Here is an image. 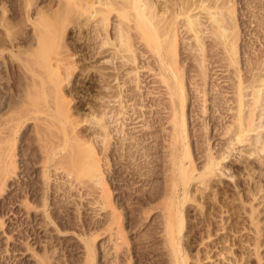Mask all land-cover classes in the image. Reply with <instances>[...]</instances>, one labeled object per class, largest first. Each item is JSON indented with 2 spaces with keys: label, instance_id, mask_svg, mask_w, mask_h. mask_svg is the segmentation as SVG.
<instances>
[{
  "label": "bare ground",
  "instance_id": "bare-ground-1",
  "mask_svg": "<svg viewBox=\"0 0 264 264\" xmlns=\"http://www.w3.org/2000/svg\"><path fill=\"white\" fill-rule=\"evenodd\" d=\"M252 1L250 2L251 4H253ZM254 1H255V6L258 5L261 6L262 8L264 7V0H254ZM53 3H55V5L57 6V7L55 6L56 11L58 13V15L56 13V19L58 18L57 19L58 21L56 20V22L58 23L63 22V25L65 26L68 24L67 23L68 19L74 18V20H76L75 17L76 16L78 17V15L81 16L84 15L85 18L88 19V21L90 19L91 20L96 19L95 22L97 21V26L94 27L93 29H90L91 31H95V35L98 38L100 37V41H99L100 43L97 49H95L97 55H94L95 52L92 53L95 57H98V54H100V56L107 55L106 53H110L112 51L113 54H116V56L112 54V57H119L120 59L117 58V60H120V62L121 60H123L122 58L125 59L127 58L126 62L128 63L131 62V64H133L131 66L129 64L128 66L124 65L123 63L125 62L124 59V61L122 62L123 65H120V67L126 66V67H122L124 69L128 68L126 71L124 70L120 71L121 69L118 66V70L120 69L119 73L118 70L116 71V69L115 71L117 73H114L113 72L114 69H112V71L109 70L108 73L104 72V76L105 74L109 75L110 76V77L108 76L109 79L112 78L113 81L116 79L117 80L120 79L118 75H120L123 78L124 75L129 76L131 74L134 75L135 77H131L130 75L129 78H131L132 81L129 78H128L129 80H127L128 82L129 81L132 82V86L130 87L131 91L130 92L128 91L129 93L127 92V90H125L126 88L123 90L122 89L118 90L116 92L110 90L111 92L109 94L107 93L108 95L105 94L104 89L102 90V92H104L103 94L105 95H102L101 94L102 92L100 91L101 92L99 93L100 95L98 94L99 98L100 96H102V98L103 96H106V98L108 97V99L105 100L106 98L105 99L103 98L104 100L103 103H100V101L102 100H99L97 98V101L99 100L98 102L100 103V105L97 104L98 102L97 103L95 102V104L97 105H94V103H90L92 104V106L90 105L89 110L93 112L94 116L89 115L93 117V118L91 117V119L89 120L90 117L88 118L87 117L88 115L86 114L87 116L86 115L85 116L87 118L83 119L85 116L83 115L84 117H82L81 115V113L83 114L82 110L85 109V106L89 107V104L88 103L87 105L79 104L80 106L77 107L78 110H76L77 108H75V106L71 107L70 105L72 100H68L69 98L66 93V89L62 87L63 85L62 82L65 80V79L63 80V77L65 75H68L69 73L68 70L73 71L74 68H76L78 65L77 64L78 62L77 63L75 62V58L77 57L75 56L76 52L68 51L66 53L60 54L62 51L64 52L65 50L66 51L68 50L67 47L68 44L65 42V40H62L63 42V43L61 42L62 44L60 43V39L61 38L64 39L62 36L66 32L60 36L61 38L58 37L59 39L57 38L53 41V43L56 46L58 45L61 47V49L63 47L66 49L63 48L64 50L62 49V51L60 52L61 49L57 46L60 49V50L56 49V51L59 50V52H57L59 56H57L56 54L57 60H55V63L52 61L51 63L49 62L47 63V66L49 65L51 66L50 68H52V66L54 64L56 65L57 63L56 66L54 65L55 66L54 71H57L56 73L59 72L58 73L59 75L57 77V80L59 81H56V79L54 80L57 82V83L54 82V86L55 87L57 86V89L53 88L56 89L55 91L54 90L53 91L55 92L54 95L56 94L57 97L52 96L56 98V100L54 99L55 103L54 101L53 103L52 101L49 102V104L52 103L50 104V107L55 106V104L56 106L53 107V110H51L52 107L50 109V107L47 106L49 108L48 112L47 110H45L47 112V117L45 119L43 117L42 120L44 122L43 126L45 127V129L43 128V126L41 129L40 125H38L41 131L35 130V132L37 131L41 136L40 137L38 133L37 134L35 133V136L38 135L35 138L39 137L35 141L41 145L39 146L41 153L37 155L35 154L36 157L35 156L33 157L34 154L33 155L31 154L32 157L29 158L28 160L26 159L28 163L27 166H25L26 167L25 169L27 170L30 168L32 170V167L35 166L37 163L43 164L42 173L40 172V179L35 178L36 179L35 180L33 179V177L32 179L27 178L29 179L28 181L29 183H27L26 181L27 185L25 184V187L23 188V191L25 192L24 196L26 197V200H23L22 204H24V207L27 209L26 213L28 217L29 218L32 217L33 213L35 214L36 217L37 215L42 213L44 216V221L49 219L52 223L56 225L57 223L56 219H60L61 222L64 220L63 227L65 228L72 227L75 222L74 219L75 215L71 216L69 213L66 212L62 216V214L60 215L56 209L59 204L62 207L65 206L66 208L67 207L66 204H68L69 201L67 202L66 199L65 200L58 199L56 193L60 189H62V187L65 189L67 187L65 192L68 195L66 194L65 195L67 199H70L74 194L73 192L74 188H77L78 190L79 189L82 190L83 188L87 187L90 190L83 189L81 195L79 194L80 198H83L85 194L89 196V195H94V192L95 193L100 192L98 201L96 202L94 201L93 203H96L98 205L101 204L102 209L105 208L111 209L109 214L110 216L109 218L107 217V219H105L106 221L100 220L98 222H95V224H97L95 225L97 226L96 230H100L101 227H103V230L106 232L107 231L112 232L114 229L115 230L117 229L116 236L119 235L118 236L119 239H117V241L115 242L114 245L115 250L116 249L121 250L125 245H127L126 246L127 249L133 250L134 245H132L133 243L131 242V240H129L127 231L129 228L131 229L130 224L132 222L133 223L135 222L134 223L136 224L134 225L135 227L137 225L140 226V224H143V222L145 223V221H142V219L138 218L137 216H136L137 218L133 217L134 214H132L131 217L126 218L127 221L126 223H124V218H122V216H125V214L120 212L121 211L120 206L121 205L124 206V204H121V202L124 201L125 203L128 202L129 200L133 201L135 200V197H138L139 203H141L142 200H144L141 205H143V207L146 209L142 207V212L144 211L143 212L145 213L144 215L145 216L147 215L145 218H147L149 217V214L147 213L150 211L152 212V209L154 211V208L156 206L157 207L155 209H157L158 205L161 202L163 204V201L165 200L167 202L166 205L164 206L166 208V212H164V214L166 213L165 214L166 232H164L166 234V239L164 240L165 244L162 251L159 248L160 259H153V260L151 259V261L149 262L148 260L150 258H148L147 255L143 252L140 253L141 257L148 258V260L146 258V260L148 261V262L146 261L147 264H202L203 263V262L201 263L202 258L199 257V254L196 257H192L191 251L188 248L189 245L187 246V242L185 241L186 239H184V235H183L184 226H185L184 211L186 212L187 210V209L185 210L184 207L187 206V205L185 206V203L187 201V198L189 197L190 185L192 181L196 179H200L204 183H207L209 179L211 181V178L209 177H211L212 175L213 176L218 175L219 171H222L220 173L222 174L223 171L226 170L223 169L224 166L228 167L227 163L228 162L230 163V159H232L231 157L233 153H235V150H237L239 148L238 146L240 145L251 147L245 150L240 155L244 157L241 163L244 165L243 167L246 169L251 166L249 164L253 162L254 156L256 158V155L258 156L264 153V48H262L263 46L260 47L261 49L259 48L260 49L258 50L259 52L255 51L258 53H256V57L254 59H250V57L248 56L250 59V60L247 59V61H249L247 66L249 74H246L247 71L246 73L244 72L245 64H243L241 53L243 47L246 48L245 52L246 53L248 52L247 47L249 46V44L245 43L246 45L243 44L242 46V42L244 41V37L246 34V33L244 34V29L246 27L244 26V29H242L243 22L242 23L240 22L241 20L239 18L240 14L236 13L235 0H53ZM40 12L41 10L39 11V13ZM115 13L119 18L117 20L119 21V24L118 26L116 25L117 29H115V31L117 33L115 34L116 36L114 38L113 36H111V32L109 31V26L111 24L110 22L111 16ZM73 15H75V17ZM71 19L69 21H73ZM65 21H67L66 22L67 24H65ZM59 25L60 24H58V26ZM48 26L49 24L47 21V25L46 24L43 25L42 23L41 26L38 25L37 28L35 29L37 30L36 41L38 43V47H41L40 49L43 48L46 38L47 39L49 38L47 36H49L48 34H50L49 31H51L50 30L51 28ZM61 26L62 25H60L59 27ZM134 31L138 39L135 41L134 38L136 37H134L135 36ZM139 38L141 39L140 41L143 40L142 42H144L145 46L147 47L146 50L150 51V53L151 52L153 53L152 55L154 57L153 59L155 60V62L153 63L151 62V63L152 64L155 63V64L154 67L151 68L152 67L151 66L150 67L151 69L149 70H154L156 75L159 77V80L157 78L158 82L163 83L164 86L166 87L165 93L168 95L169 101L165 102L164 101L165 99L163 100L161 98L159 101L155 100V104H157L158 106H161V104H163L164 109L170 110V120L168 119L171 124V128H170L171 130L169 134L170 139L167 138L166 136L165 137L163 136V139L170 140V144L168 145V153L169 156L171 157L172 165L169 164L170 165V166L168 165L169 170L167 168L166 169L169 172L171 167V172L173 173L174 171L175 173L177 171L179 177L178 178L177 176L174 177L175 175L174 176L172 175L174 178L172 176L167 177V174L164 172L166 174L165 177L169 179L170 177L172 178V180L170 179L171 182L167 179L172 184L168 182L169 185H167L165 183L166 184L165 188L167 187L165 190L163 187L160 188L157 192H154L155 194L153 193V195H148L145 198H141L139 196L133 197V191L136 190L137 192V189L133 190L134 189L133 188L131 189L132 190L131 193L130 191L124 192L125 196L123 195L122 198L116 201L114 191L115 189L121 187L122 185V183H120L121 181L127 180L126 179L127 176L124 175L125 172H127L130 178L133 180L132 184L136 183L139 180V178L142 179L144 177L143 178L144 180H150L153 175L154 177H157L155 175L159 174V168H158L159 164L157 160L153 158L151 151L154 148L156 149L157 146H159L157 142L155 143L157 144L155 145V147L153 144H151L152 142L157 140L159 135L155 134L156 121L153 119L154 116L151 119L148 118L150 117V115L147 116V113L153 110L147 111V109L146 110L141 109V106L143 108H146L147 105L149 107H153V105L144 103L146 99L144 98L142 99L143 94L139 91L140 90L139 84L140 82H142V80H140L141 78L140 77L141 71L139 66L140 64L138 65L137 63L140 57L139 58L137 57L138 48L136 47H141V46H142L141 48L145 47L144 45L136 46V43L139 41ZM48 43L50 44L51 41ZM36 46L37 44L35 45V47ZM33 48L32 50L29 49L31 53L34 52ZM141 50H145V49H141ZM147 51L146 53H148ZM36 52L32 54L34 58ZM46 56L47 55H44V58L47 59ZM100 56L99 59L97 58V60L101 61L103 56L102 57ZM101 63L103 64V62ZM129 68L131 69L129 70ZM62 69L66 70V72L64 71L65 75L64 76L61 75L62 79H59L60 74H63ZM102 69L104 70V68ZM214 70H215V74H217V72H222L224 74L226 73L224 77H225V81L228 82L226 86L227 90L225 89L223 90L224 86L222 85L223 86L222 87L220 85V82L217 83V80L221 77L219 74V78L217 76L214 78L215 74L211 72ZM72 71L70 73H72ZM121 72L124 73L123 76L121 75L122 74ZM40 76L39 77L42 79V75ZM104 76L103 78L105 79L102 88L106 83L105 81H107L106 80L107 77ZM189 83L190 85L193 84V86L191 87L193 91L192 94H190L189 91V87H190ZM106 84H109V81ZM210 84H213L212 87ZM38 85L40 84L38 83ZM106 86L108 87V85ZM109 88L111 89L110 86L106 89ZM225 91H229L230 93H232V95L230 94L231 96H229L230 98H226V94L228 93L225 94ZM37 94L35 96H37ZM190 98L191 99L194 98V102H192L193 103L192 106H195L194 110H196L198 106L200 107L198 114L199 112H201L200 114L201 116H203V123L205 124L204 126L206 130V134L209 132L208 130L210 129L211 122L218 123L219 118L224 119L229 114H231L232 116V122H231L232 124L230 125L227 124L229 126L225 125L224 131L220 132L221 134L227 136L226 144L225 146H223L224 148H222L223 151L222 152L220 151L221 153L219 154H215L212 151L214 147L212 149L209 148L210 150H208V155L207 156L205 155L206 163H204V166L200 170L196 163V158L192 148L193 143L191 141V132H190L191 117L188 113V109H189L188 105H190L189 101H191ZM230 101H232L234 105L231 104L229 105ZM211 104H213L212 107L214 109L213 111H209L211 108ZM139 105L140 107H137ZM45 111H43V113ZM46 112L44 114H46ZM22 113L24 116V111ZM20 115L22 114L20 113ZM140 117L142 118L145 117V119L143 118L144 128L142 130V133L139 135L137 134V131H135V127L133 126L131 127L130 125L134 124L135 120ZM14 119L15 118H13V120ZM86 119H88L89 121L87 122ZM5 121L3 122L4 124L6 123ZM8 121L9 120H7V122ZM42 121H40L41 124H43ZM220 122H222L221 119L219 123ZM90 123L91 124L94 123L95 125L92 126L94 127L96 126V128L95 129L91 128ZM82 124L84 126L85 124H87L88 125L87 128L83 129ZM5 125H8V123ZM12 126H11L12 129L14 128L15 131H18L19 128L18 126L16 127V129L15 127ZM38 126H36L37 129ZM7 128H5L7 130L5 132H7L8 135L10 131L11 134L12 129L9 130ZM57 129L60 131H58ZM2 130L3 129H1V131ZM55 130L58 131L57 133L60 132L59 133L60 135L57 134L56 132L55 133L57 135H54L58 137V140H55L56 137L53 138L51 136V134L52 135L54 134ZM88 130L90 131L88 132ZM10 134L8 136H10ZM95 135L97 136L94 137ZM206 136L207 135H205V138ZM4 138L5 139H2L1 137V139L6 144L5 146L4 143L0 140V143L3 144V145L0 144V165L2 164L0 167V196L3 193H5L6 187L8 186L7 182L9 178L11 177L16 178L13 175L17 173L16 170L19 167L18 166L19 160H17V153H16V149L18 148L17 147L18 138L15 137V133L14 135L8 138L7 136H5ZM161 138L162 137H160V139ZM37 140L40 142H38ZM157 141L160 142L161 140L160 141L157 140ZM24 154H26V152ZM28 154L26 155L30 157V154L29 155ZM142 157L145 158V161L144 163L142 162L139 163L138 160L141 159ZM26 162H24V164ZM255 163L258 164L257 162ZM105 166L107 167L106 169ZM62 170L66 173V177L68 175V179L66 180V182L59 181L62 180V175H61V173L63 172ZM25 171L26 170H24V172ZM171 172L170 174L169 173L168 174L171 175L172 174ZM58 174L60 175L59 177L56 176ZM26 175H28V177H31L30 173ZM64 178L65 176H63V179ZM167 180L165 182H167ZM161 198L163 199V201L161 200ZM158 199H160L161 201L160 200L156 201ZM157 202L158 204H156L155 206V203ZM162 204H160L159 207ZM34 219L36 218H33L32 221H34ZM48 222L49 221H47L45 225H47ZM260 227L258 228L257 225V229H258L257 231H259L258 234L262 231ZM148 233H150V231ZM93 235L95 236H92L91 239L87 240L85 244L86 261L83 262L85 264H95L96 262L97 257H96L95 239L99 235H101V233L96 232ZM149 235L150 234H148V239L146 238L147 240L141 238L144 239L142 241L145 240L148 241L150 238H152L151 236L149 238ZM152 239L153 240L157 239V236ZM140 241L141 240H139V242ZM256 245L258 246L256 247V249L258 250L260 247L259 239L257 240ZM118 253L115 255H118ZM132 253L131 255H133ZM230 253L234 254L232 250L230 251ZM161 255H165L166 257H161ZM222 255L225 256L224 253H222ZM121 256H122V252L115 258L116 259L115 264H122L124 260H126V259H122ZM256 256L258 258V263L261 264L262 257L260 256V253L256 252ZM224 258L225 257H223V259ZM133 259L134 258H132V260ZM132 260H130L131 264H136ZM235 263L243 264L238 260Z\"/></svg>",
  "mask_w": 264,
  "mask_h": 264
},
{
  "label": "rangeland",
  "instance_id": "rangeland-1",
  "mask_svg": "<svg viewBox=\"0 0 264 264\" xmlns=\"http://www.w3.org/2000/svg\"><path fill=\"white\" fill-rule=\"evenodd\" d=\"M251 1L252 0L249 1L235 0L236 13L240 14V15L238 14L240 16L239 18L241 19L240 22L241 23L243 22L242 29H244V26L246 27L245 29H247V30L244 29V34L245 33L246 34L244 37V41L242 42V46L243 44L244 45L249 44V46L247 47L248 52L246 53L245 52L246 48L243 47L241 53L243 64H245L244 72L246 73L247 71L246 74H249L247 68L249 61H247V59H249V57L250 59H254L256 57V53L259 52L258 50L261 49L260 47L263 46L262 48H264V45H262L264 44V7L262 8L261 6L258 5L255 6V1L254 0L252 1L253 4L250 3ZM55 6L56 5L55 3H53V0H31V1L1 0L0 1V131L1 129H3L0 132V136L2 135L1 136L2 139H5L4 138L5 136H7L8 138L14 135L15 133V137L18 138L17 139L18 148L16 149V153H17V160H19L18 161L19 167L16 170L17 173L13 175L16 178L14 177L9 178L7 182L8 186L6 187V191L0 196V264H85L83 262L86 261V249H85L86 241L91 239L92 236H95L93 234L96 232L101 233V235H99L95 239L96 257H97L95 264H115L116 261L115 258L121 252H122L121 258L126 259L122 264H131L130 260H132V258H134L132 261L135 262L136 264H147V262L148 261L150 262L151 259L152 260L160 259L159 256L160 250L162 251V249L164 248V244H165L164 240L166 239V234L164 233L166 232L165 230L166 213L164 214V212H166V208L164 206L166 205L167 202L164 200L165 201L164 203L162 198L161 200L163 201V204L162 202L161 203L159 202L162 205L159 207L160 205L159 204L158 208L155 209L157 207L156 204H158V202L155 203L156 207L154 208V211L152 209V212L150 211L151 213L148 212L147 214H149V217L147 218H145L147 215L146 216L144 215L145 214L143 213L144 211L142 212L143 205L141 204L143 203L144 200H142V202L139 203L138 197H135V200L133 201L129 200L128 202H125L126 204L124 203V201H122L121 204H124V206L121 205L122 207L119 205L121 210L119 211L125 214V216H122V218H124V223H126L127 221L126 218L131 217L132 214H134L133 217L135 218L138 217L142 219V221H145V223L143 222L144 226L143 224H140V226L137 225L138 228L137 226L134 227V225L136 224H134L135 222L134 223L132 222L130 224L131 229L129 228L127 231V234L129 236L128 238L133 243L132 245H134L133 250L127 249L126 248L127 245L123 246L122 248L123 250L122 249L115 250V246H114L115 242L117 241V239H119L118 237L119 235L116 236L117 229L116 230L114 229L112 232L104 231L103 227H101L100 230H96L97 226L95 225L97 224H95V222H98L100 220L106 221L105 219H107V217L109 218L110 216L109 214L111 211L110 208L102 209L101 204L98 205L96 203H93L94 201L95 202L98 201L100 192L98 193L94 192V195H89V196L85 194L83 198H80L83 189L85 190L87 189L90 190V189L87 187L83 188L82 190L81 189L78 190L77 188H74L73 191L74 194L72 198L67 199L66 195L68 194H66L65 192V190L67 189L66 187L67 185H66L64 186L66 187V189L62 187V189H60L57 192L58 194L56 193L58 199L61 200L66 199L67 202L69 201V203L66 204L67 205L66 208L65 206L62 207L59 204L56 208L57 212L60 215L62 214V216L66 212L69 213L71 216L75 215L74 225L72 227H66V228L63 227L64 226L63 219L62 222L60 219H56L57 223L55 225L49 219L44 221V216L42 213L37 215V217L33 213L30 219L26 213L27 209L24 207V204H22V201L26 200V197L24 196L25 192L23 191L25 184L27 185V183H29L28 182L29 179H32V177L33 179L35 178L40 179V172L42 173L43 170L42 163H37L35 166L32 167V170L31 168L28 170L25 169L26 168L25 166H27L28 163L27 160L31 158L33 154L34 157L35 154L37 155L41 153L39 149V146L41 145L35 141L36 139L39 138V137L35 138L39 135V133L37 131L35 132V130L41 131L42 126L44 125V122L42 121L43 117L44 119L47 117V112L49 110L47 106L50 107V104H52L53 101L55 103L56 98L52 96L57 97L56 94L54 95L55 93L54 91L57 89V86L56 87L54 86V82L59 81L57 80L59 72L56 73L57 71H54L55 70L54 68L57 65V63L56 65L54 63L55 60H57V56H59L57 52H59L61 47L57 45L60 48L59 49L53 43V41L66 32L62 36L64 39L60 37L61 38L60 43L62 42V40H65V42L68 44L67 46L68 50L67 51L65 50L63 52L62 49L64 47L62 46L63 48L60 50V52L62 51L60 54L66 53L68 51L76 52L75 56L77 57L75 58V62L76 63L78 62L77 67L74 68L73 71L67 69L69 71V73L67 72L68 75H65L66 70L62 69L63 74H60V76L65 75L64 76L65 78L63 77V80L64 79L65 80L62 82L63 85L62 84L61 85L63 88L66 89V93L69 98L68 100H72L70 105L71 107L75 106V108H77L81 104H85V105H87V103L89 104V107L85 106V109H83L84 111L82 110L83 112V114L81 113L82 117H84L87 114L88 116L87 115L86 116L88 118L90 117L89 118L90 120L92 116L89 115L94 116L93 112L89 110L90 105L92 106V104L90 103H94V105L97 104L100 105V103H103L104 101L103 98L105 99L106 96H103V98L102 96H100V98L98 96V94L101 93L103 89L105 94L107 93L109 94L112 90L113 92H116L118 90L121 89L123 90L125 88L127 92L128 91L130 92L131 91L130 87L132 86V82H131L132 80L131 78H129L131 74L129 76L126 75L123 76L124 73L121 72L123 78L120 75H118L120 79L118 80L116 79L117 81L114 80L115 83L112 78L109 79L110 77L109 75L105 74V76L107 77L106 78L107 81L105 82L108 83L109 81V84L105 83L104 87L102 88L105 79L103 78L104 72L108 73L109 70L112 71V69H114L113 72L117 73L116 71L118 70V66L121 69V70L119 69L120 71L123 70L126 71L128 68L124 69L122 67H126L128 66V64L131 66L133 64H131V62L129 63L126 62L127 58L126 59L122 58L123 60H121L120 62V60H117V58L119 57H112L113 54L112 51L111 52L109 51L110 53H106L107 55H102L103 57L104 56L107 57L103 58L102 56H100V54H98V57H95L94 55H97L95 49H97L100 43L99 42L100 37L98 38L95 35V31H91L90 29H93L94 27L97 26V21L95 22L96 19H92V20L90 19L88 21V19L85 18L84 15H82L84 16L82 17L81 15L76 14L78 15V17L77 16L75 17V15H73L76 18V20H74V18L72 19L70 18L73 21H69L70 19H68V22L65 21V24L68 23L66 27L65 25H63V22H61L62 24L60 22L59 23L56 22L58 18L56 19L57 6L56 7ZM40 10L41 12L39 13ZM118 19L119 18L116 15V13L111 16V21H110L111 24L109 26V31L111 32V36H113L114 38L116 36L115 34L117 33L115 29H117V26L119 24V21H117ZM47 21L49 24L48 27L51 28L50 30L52 32L49 31L50 34H48L49 36H47L49 38L48 39L46 38L43 48L40 49L41 47H38V43L36 41L37 30L35 29L37 28L38 25L41 26L42 23L43 25L44 24L47 25ZM58 24L62 26L59 27L60 25L58 26ZM64 26L66 27V29ZM135 34L136 33L134 31V35ZM134 37H136L134 38V41L138 40L136 35ZM140 40L141 39L139 38V41L138 42L136 41L137 43L134 42L136 43V46L138 45L145 46L144 42H142L143 40L142 41ZM50 41L51 43L49 44L48 42ZM35 43L37 44L36 47H35L36 45ZM31 47L32 48L35 47L33 48L34 52L38 51L36 52L37 56L36 54L34 55L35 58L36 57L38 58L35 59L33 57L32 54H34V52L32 51L33 53H31V51L29 50V49L32 50ZM141 47H136L138 48L137 53L139 55V56L137 55V57L138 58L140 57V59H138L137 61L138 65L140 64L139 65L141 71L140 80H142L143 82V83L140 82L139 84L140 90L139 89L138 90L143 94L142 99L143 98L146 99L144 103L153 105V107H149L147 105L146 108H143L141 106V109H145V110L147 109V111L153 110L150 111L152 113L148 112L147 116L150 115V117H148L149 119L153 118L154 116L153 119L156 121L155 134L159 135L157 140L159 141L161 140L160 142L155 140L154 142L151 143L154 145V147L155 145H157L155 144L156 142L159 144V146H157L158 148L156 147V149L154 148L153 150H151L153 158H155L159 164L158 166L159 174L155 175L157 177H154L153 175L150 180H144L143 179L144 177L142 179L139 178V180L136 182L137 184L136 183L132 184L133 180L130 178L128 173L125 172L124 175L127 176L126 177L127 180L121 181L120 182L122 183L121 187L115 189L114 191L116 201L122 198L123 195L125 196L124 192L130 191L131 193L132 191L131 189L133 188H134L133 190L137 189V192L136 190L133 191V197L139 196L141 198H145L148 195H153V193L157 192L160 188L164 187V190L167 188V187L165 188V185L166 184L169 185V183L171 182L170 179L172 180L171 177L170 179L167 177L172 175L173 176L175 175L174 177L177 176V178L179 177L177 171L175 172L176 174L174 173V171H173L174 174L171 172V167H170V171L168 172L169 166L172 165L171 157L169 156L168 153V145L170 144L169 134L171 130L170 129L171 124L169 121L170 110L164 109L163 104H161V106L155 104V100L159 101L161 98L163 100L165 99L164 100L165 102L169 101L168 95L165 93L166 87L164 86L163 83L158 82L159 77L156 75L155 71L149 70L153 68L155 64V63L152 64L153 62H155V60L153 59L154 57L152 55L153 53L147 51L146 46H145L146 48L145 47L141 48ZM56 49L59 50L56 51ZM141 49H145L148 53H146L145 50H141ZM92 53H94V55ZM44 55H47L46 56L47 59L44 58ZM113 55L116 56V54ZM99 56L102 57V59L100 58L101 61L97 60V58L99 59ZM124 59L125 62H123ZM51 61L54 62L53 64L55 65L54 66L52 64L53 65L52 68H50L51 67L50 65L47 66V63L48 62L51 63ZM101 62H103V64ZM122 62L126 66L120 67V65H123ZM102 68H104V70ZM130 69L131 68H129V70ZM119 70L118 73L120 72ZM71 71L72 73H70ZM211 72L215 74V70ZM219 74L221 78H219ZM225 74L222 72H217V74H215L214 76V78L216 76L219 78L217 80V83L220 82V85L224 86V87L222 86L223 90L224 89L227 90L226 86L228 83L227 81H225V77H224ZM40 75H42V79L40 78L41 77ZM60 76L59 79H62V76L61 77ZM131 77H135V76L131 75ZM128 78L131 81L128 82L127 81L129 80ZM55 79L56 81H54ZM38 83L40 85H38ZM106 85H108V87L110 86L111 89L110 88L106 89L108 88ZM210 85L212 87L213 84ZM189 86H190L189 87L190 94H192L193 91L191 87L193 86V84L190 85L189 83ZM38 91L41 93H39ZM104 92H102L101 94L105 95L103 94ZM35 93L36 94L39 93L37 94L38 97L35 96L36 95ZM225 94H226V98H230L229 96L232 95V93H230L229 91H225ZM97 98L102 101H100L99 103L98 102L99 100L97 101ZM107 99L108 97L105 100ZM190 100H191L189 101L190 105H188L189 108L188 113L191 117L190 118L191 141L193 143L192 148L196 158V163L200 170L204 166V163H206L205 161H206V156L208 155V150H210L209 148L212 149L214 147L212 151L215 154H219L223 151L222 148H224L223 146H225L226 144L227 136L221 134L220 132L224 131L225 125L229 126L230 124H232L231 123L232 116L231 114H229L224 119L219 118L218 120L220 121L221 119L222 121L220 123L219 121L218 123L211 122L210 129L208 130L209 132L206 134V130L204 126L205 124L203 123V116H201L200 114L201 112H199L198 114L200 107L198 106V108L194 110L195 106H192L193 105L192 102H194V98L192 99L190 98ZM38 101L40 104L38 103ZM51 101L52 103L49 104V102ZM95 102L98 103L95 104ZM230 104L234 105L232 101H230L229 105ZM28 106L31 108H29ZM55 106H51L52 109L51 107L50 109L53 110V107ZM137 107H140V105ZM212 107L213 104H211V108L209 111L214 110ZM22 110L24 111V116ZM45 110H47V112ZM76 110H78V108ZM43 111H45L46 114H44L45 112L43 113ZM19 112L22 115H20ZM86 116L83 119L87 118ZM13 118L15 119L13 120ZM143 118L145 119V117ZM143 118L140 117L136 119L135 123L130 125L131 127L132 126L135 127V131H137V134L139 135L142 133V130L144 128ZM7 120L9 121L7 122ZM86 120L87 122L89 121L88 119ZM4 121L6 122L5 124L8 123V125H5L3 123ZM40 121H42L43 124H41ZM91 123H90L91 128L95 129L96 126L95 127L92 126L95 124L94 123L91 124ZM38 125H40L41 129H39L40 127ZM88 125L87 124H85V126L83 125V129L87 128ZM11 126L15 127V129L18 126L19 127L18 131H15L14 128L12 129ZM36 126H38V129L36 128ZM5 128L9 130L12 129L13 130V131L11 130L12 135L10 134L9 131L8 135L10 134V136H8L7 132H5L7 131ZM43 128L45 129L44 126ZM58 131L55 130L54 134L53 135L51 134V136L55 138L56 136L54 135L60 133V132L57 133ZM89 131L90 130H88V132ZM35 133L36 134L38 133V135L35 136ZM97 135H95L94 137H96ZM205 135H207L206 138ZM163 136L164 137L166 136L169 139L165 140L163 139ZM1 137L0 140L4 143L5 146L6 144L1 139ZM160 137L162 138L160 139ZM55 140H58V137H56ZM238 147L239 148L235 150V153H233L231 157L232 159H230V163L229 162L227 163L228 167L224 166L223 169L226 170L223 171L222 174H220L222 171H219L218 175H214V176L212 175L211 177L208 176L209 178H211V181L209 179L207 183H204L200 179H196L192 181L190 185L189 197L187 198V201L185 203V206L186 205L187 206L184 207L185 210L186 209L187 210L186 212L184 211L185 226H184L183 235H184V239H186L185 241L187 242V246L189 245L188 248L191 251L192 257H196L199 254V257L202 258L201 259V263L203 262L202 264H237L235 263L237 260L239 262H242L243 264H259L258 258L256 256V252L260 253V256L262 257L261 264H264V153L258 156L256 155V158L254 156L253 162L249 164L251 166L248 167L249 169L248 168L246 169L243 167L244 165L241 163L244 157L240 155L245 150L251 147L249 146L246 147L243 145L242 146L240 145ZM25 152L26 154L29 153L30 157L24 154ZM23 161L24 162L27 161V162L24 164ZM144 161H145L144 157L138 160L139 163L141 162L144 163ZM254 161L257 162L258 164H256ZM106 168L107 167L105 166V169ZM24 170H26L27 172L26 171L24 172ZM164 172L167 174V177H165L166 174ZM167 172L169 174L171 172L172 174L169 175ZM29 173L31 177H28V175H26ZM62 173H61L62 180L59 181L66 182V180L68 179V175L66 177V173L64 171ZM56 176L59 177L60 175L58 174ZM63 176H65L66 178V179L64 178L65 181L63 179ZM165 179L166 180L168 179L170 182L168 180L167 182H165L166 181ZM159 200L160 199L156 201ZM33 218H36L37 221L36 219L32 221ZM47 221L49 222L47 223V225H45ZM257 225L258 228L261 226L260 228L262 229V231L259 234H258L259 231H257L258 230ZM34 227L36 228V231ZM149 231L150 233H148ZM148 234H150L149 238L150 236L152 238L157 236V239L153 240L152 238H150L148 241H146L148 239ZM141 238L144 239L147 238V239L145 241H142L144 239ZM257 238L259 239V246H260L258 249L259 251L256 249V247H258L256 245V242L258 240ZM139 240L141 241L139 242ZM231 250L233 251L234 254L230 253ZM142 252L145 253L147 257L150 259L148 260L147 257L144 258L141 257L140 253ZM117 253L118 255H115ZM131 253L133 255H131ZM222 253H224L225 256L222 255ZM161 257H166V256L161 255ZM223 257H225L226 259L225 258L223 259ZM146 258L148 261L146 260Z\"/></svg>",
  "mask_w": 264,
  "mask_h": 264
}]
</instances>
